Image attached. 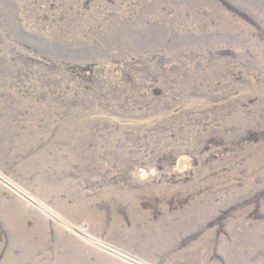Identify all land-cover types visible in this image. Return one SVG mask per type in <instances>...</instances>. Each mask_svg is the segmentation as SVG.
I'll list each match as a JSON object with an SVG mask.
<instances>
[{"label": "rangeland", "instance_id": "374dc122", "mask_svg": "<svg viewBox=\"0 0 264 264\" xmlns=\"http://www.w3.org/2000/svg\"><path fill=\"white\" fill-rule=\"evenodd\" d=\"M3 202L20 264H264V0H0Z\"/></svg>", "mask_w": 264, "mask_h": 264}, {"label": "bare ground", "instance_id": "6f19581e", "mask_svg": "<svg viewBox=\"0 0 264 264\" xmlns=\"http://www.w3.org/2000/svg\"><path fill=\"white\" fill-rule=\"evenodd\" d=\"M12 18V17H11ZM143 18V17H142ZM140 20V19H139ZM119 22V21H118ZM135 22V21H134ZM140 22V21H139ZM12 23V22H11ZM141 24V23H140ZM124 27V26H123ZM129 31V30H128ZM126 30V36H124L123 38H126L127 42L128 43H131L133 41V33L131 32L128 36V32ZM120 32H124V31H120ZM120 32H117L116 35H122V33ZM124 34V33H123ZM23 37H26V39H28L29 37H32V36H29V35H26L23 33ZM35 37V36H34ZM37 37V36H36ZM35 37V38H36ZM91 37V36H90ZM121 37V36H120ZM44 39V38H43ZM43 39H38L37 42L41 43V42H45V40ZM99 39H103V36L99 33V32H96L92 35L91 37V41L93 40H98ZM62 39L61 38H54L53 39V42H56L55 45L59 48H63L64 45L60 46L57 42H60ZM105 40V39H103ZM107 43H109L110 46L116 44L118 46H123L124 42L122 43L121 41H118L116 40V36L115 35H111L109 37V39L106 40ZM85 43V41H84ZM106 43V44H107ZM96 44H97V41H96ZM34 45V44H33ZM36 45V44H35ZM100 47V46H99ZM90 48V47H89ZM85 49V48H84ZM94 49V48H92ZM96 49V48H95ZM80 50V49H79ZM99 50V49H97ZM57 51V50H56ZM69 52V51H68ZM124 53V52H123ZM61 55H63V52H61ZM90 55V54H89ZM74 56V55H73ZM83 147L85 148H88V144L86 142H84V146H81L79 145L77 147L78 150L82 149ZM77 150H74V153H76ZM120 158L124 161V163H126L127 161V158L125 157V155L123 154H120ZM147 171H143V175H147ZM144 177V176H143ZM147 177V176H146ZM145 178V177H144ZM126 192V191H125ZM126 194V193H125ZM129 196V195H128ZM132 196V194H131ZM120 197V196H119ZM125 197V196H124ZM126 197H127V194H126ZM123 198V197H122ZM129 198V197H128ZM133 198V197H132ZM127 199V198H125ZM130 201V200H129ZM15 204V203H14ZM197 204V203H196ZM18 206V205H17ZM17 206H12V203L11 202H3L0 204V217H3V220H5L6 222V225L10 231V234H11V244H10V247H9V252L7 254V257L5 258V262L4 264H12V263H25L27 262L30 258L33 257L34 255V252L35 250H37L38 248L35 246V247H32L31 246V242L28 243V239L32 236V232L28 231L25 227H24V222L21 220H18V216L15 212L16 209H20V208H17ZM20 206V205H19ZM198 207V205H197ZM201 212V210H200ZM16 225H19L18 227L20 229H15V226ZM18 246H21L23 248V255H20L18 257L15 256V252H16V248ZM39 261V260H38ZM38 264V262H37Z\"/></svg>", "mask_w": 264, "mask_h": 264}]
</instances>
